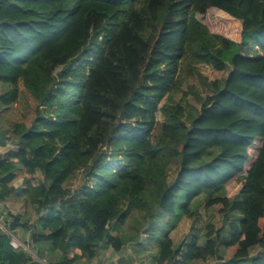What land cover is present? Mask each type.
Returning <instances> with one entry per match:
<instances>
[{"label":"trees","instance_id":"1","mask_svg":"<svg viewBox=\"0 0 264 264\" xmlns=\"http://www.w3.org/2000/svg\"><path fill=\"white\" fill-rule=\"evenodd\" d=\"M214 11L239 22L237 41L213 31ZM200 64L231 69L209 81ZM194 76L211 94L182 92ZM21 84L37 106L0 157V203L34 210L33 226L8 213L7 229H33L40 259L92 261L152 233L157 264H264V0H0V117ZM233 181L238 196H222ZM203 204L222 207V226L176 246L171 233ZM0 264L40 263L0 228Z\"/></svg>","mask_w":264,"mask_h":264},{"label":"rangeland","instance_id":"2","mask_svg":"<svg viewBox=\"0 0 264 264\" xmlns=\"http://www.w3.org/2000/svg\"><path fill=\"white\" fill-rule=\"evenodd\" d=\"M209 23L213 31H217L222 33L223 35L237 41L239 37V22L229 19L225 14L214 11L209 14ZM197 69L199 74H201L204 78L209 81L223 80L227 77L231 67L228 65L227 70L224 72H219L214 70L211 66L206 64L197 65ZM189 86L196 87L201 94L207 95L211 94L210 89L205 86L201 80L194 76L188 84L184 85L183 91L186 92ZM4 91L0 86V93ZM183 93L177 95V100L182 98ZM188 102L191 106L195 108H199L200 104L194 99L192 95L188 97ZM37 102L32 97V95L27 91V89L21 84V95L19 101L12 105L10 108L6 109L1 117H0V157L5 158L10 153L15 152L17 150V145L15 143V138L12 135L13 125L16 123H25L26 125H30L31 121L35 116ZM160 125L163 123V118L159 116ZM160 127V126H159ZM5 136V137H4ZM261 146V142L257 140L254 143V146L249 151V161L247 164V169H250L254 164V161L257 157L258 150ZM177 170L169 171V182H171ZM82 172L81 170H77V175L75 180L68 186L71 192H74L79 188L81 184ZM15 186L19 189L24 188L23 178L17 179L15 181ZM241 190V183L238 181H233L227 185L222 196H226L228 198H234L238 196ZM221 206H215L209 210L205 208V205H201L198 208V217L194 220L184 219L183 222L178 226V228L171 233V237L176 246L182 244L185 246L193 236H196L200 239L201 244L205 243L204 235L206 233V226L208 224H214L216 228H219L223 224L222 215L219 213ZM8 213H11L15 216H22L24 218H29L31 226L35 220H37V215L31 207H27L22 201H17L16 199H10L6 203H0V228L9 233L15 239H18L20 236L24 238L25 236L29 237L33 234V229L30 231H23L22 229L16 230L14 234H12L7 228L12 224L13 218L8 217ZM22 223H24L22 221ZM127 228L125 227H117L114 231V236H120L122 232ZM160 230L166 231L163 226H159ZM152 233H144L137 244L133 243L128 247H125L122 254L128 255L133 254L135 256L136 264H157L156 258L158 256V243H154L148 240L149 235ZM19 236V237H18ZM160 237V236H159ZM21 243V242H20ZM131 246H134L131 248ZM50 248V245H49ZM111 248V247H110ZM28 251L34 259H36L40 264H48L46 259H40L31 247H28ZM222 251V250H221ZM110 252V251H109ZM234 252V249L229 250L225 256L229 258ZM259 252L258 248L252 250V255ZM223 253V251H222ZM191 264H221L218 261L210 260L208 262H195Z\"/></svg>","mask_w":264,"mask_h":264},{"label":"crops","instance_id":"3","mask_svg":"<svg viewBox=\"0 0 264 264\" xmlns=\"http://www.w3.org/2000/svg\"><path fill=\"white\" fill-rule=\"evenodd\" d=\"M18 239L20 240V242L23 246V249L28 250V247H31L37 253V247L36 246L32 247V236H29V237L25 236L24 238H22V236H20ZM122 252L123 251H121L120 254L115 255V252L113 251L112 248L103 247V248H100L98 257L96 259H94L92 261L82 259L79 262V264H116L119 257L126 256L125 254H122ZM56 257H57V254L53 253L50 250H49V252L48 251L44 252V258L49 259V262L51 260L56 259ZM135 264H136V262H135Z\"/></svg>","mask_w":264,"mask_h":264},{"label":"water","instance_id":"4","mask_svg":"<svg viewBox=\"0 0 264 264\" xmlns=\"http://www.w3.org/2000/svg\"><path fill=\"white\" fill-rule=\"evenodd\" d=\"M116 264H135V257L133 254H128L126 256H121L117 260Z\"/></svg>","mask_w":264,"mask_h":264},{"label":"built area","instance_id":"5","mask_svg":"<svg viewBox=\"0 0 264 264\" xmlns=\"http://www.w3.org/2000/svg\"><path fill=\"white\" fill-rule=\"evenodd\" d=\"M12 246L15 249L23 248L22 244L12 236Z\"/></svg>","mask_w":264,"mask_h":264}]
</instances>
